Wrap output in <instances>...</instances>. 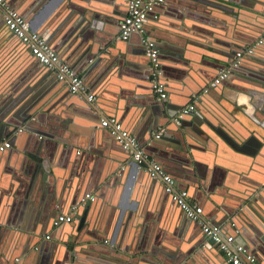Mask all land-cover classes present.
I'll list each match as a JSON object with an SVG mask.
<instances>
[{
    "label": "water",
    "instance_id": "obj_1",
    "mask_svg": "<svg viewBox=\"0 0 264 264\" xmlns=\"http://www.w3.org/2000/svg\"><path fill=\"white\" fill-rule=\"evenodd\" d=\"M5 1L9 9L17 10V6L13 0ZM35 1L36 0H32L33 5H35ZM113 1L115 2L112 3ZM126 1L127 0H110L109 4L98 3V1L93 0H86L81 3L77 2L78 7L74 8L77 13L74 12L76 13V18L81 21V26L83 27L81 32L89 29L90 26L93 25L92 23H96V20L100 18L111 24L114 23L117 28V32L112 34V36L97 37V39H95L97 42L95 43L94 41L92 46L78 57H70L59 51L57 49V44L48 37L49 33L46 30H41L42 33H38L47 43L52 44V47L56 48L59 52V57L61 56L63 61L70 63V66L77 74L84 72L82 78L86 83L91 82V86L96 92L95 100L93 102H88L86 95L71 94L68 91V86L58 81L61 86L57 90L58 92L55 94L56 100H54L56 102H63L65 105L69 106L70 111L79 114L78 117L76 115L73 125L75 120L79 119L84 121L85 127L74 130L75 133L73 134L71 131L65 132V137H62L63 134L58 133L62 130L63 125H60L55 130L44 127L45 123L42 120V114L46 110V104L52 102V99L46 97V95L40 97L35 104H32L35 101V96L30 98L26 96L23 98V94L26 91H22L21 94L18 95L14 93L8 99L0 101V142L3 138L9 137L11 143L10 149L13 148L14 151L13 158L9 159L7 164L2 168L5 174L2 175V171L0 172V195L2 196V206L5 211L0 215L6 218H0V237L6 236V233L11 234L13 228L18 230L15 225L9 224V222L13 223L12 218L14 212L12 211L16 203L23 201V204L27 205L29 201L33 202L39 197L44 199L47 204L52 203V205L47 206L49 209L45 208L49 212V215H51V221L48 225H45L41 231L31 232L30 234L23 233L22 236L21 233H17L12 234L11 237L6 239L1 238L0 264H18L20 258L24 261L27 257L36 255L39 251L41 252L42 249H44L42 245L45 243H51L53 245L52 249L49 250L52 252H49V254L43 258L45 264H80L77 256L79 254L78 252L85 249L83 247L84 244H89L88 246L98 249V244H96V242L102 241L103 239L93 237V234L90 238L95 243H89L88 241L90 239L83 240L79 234L75 238H70L68 243L64 241L60 242V239L57 238L55 234L49 236V240L52 238V242L44 241L43 244L40 240L41 236L51 230L53 227L52 223L60 212L67 211L71 206L79 204L80 200L84 197V191L74 187L68 189L66 186H62L63 184L60 183V180L57 181L58 183L56 184L55 179H57V176H60L63 169L67 167L69 171L71 167H73V169L77 168L76 166L82 167L85 159H90V162H95L97 165H100L101 168L104 167L106 170L102 175L106 176V178H110L112 181H117L119 176L125 175L126 171L129 169L128 164L122 165V163H124L123 158L126 157L129 163L137 169V179L140 180V184H144L145 181L153 182L154 184L159 183L161 192L175 207V204L170 199V195L164 191L162 181L151 178L149 171L136 168L137 166L135 162L131 160L128 151L123 150L108 129L100 128V121L107 117L120 118L122 128L135 136L141 145L146 146L145 152L150 157H153V161L156 160L155 158H158L157 160H159L173 175L175 180L173 185L174 192L186 190L189 197H191L189 193L190 188L192 182L197 178L194 173L197 171L200 182L203 179L202 173H199L198 170L199 166L196 162L195 149H198V144L206 146L209 144V142L206 143L205 141L206 137L204 132L201 131V133H197L194 130L195 126L198 128L203 124V120L201 119L202 115H204L202 112L203 107H205L206 102H208L211 96L215 94V91H220L222 87L230 86V83H233V79L237 78L239 74L243 73V75L241 74L242 76L245 75V77L251 79L246 72L240 71V69H242L243 63L255 56L256 52L252 57H243L240 64L229 71L227 78L222 81L217 88L211 89L206 94H202V90L206 84H208L220 70L226 69L227 64L233 61L235 52L240 47L244 48L245 44L242 42H232L233 46H217L216 40L203 36L198 31L190 29L186 18H188V13L194 8L192 4L198 3L208 6L210 8L209 11H212V13L222 11L225 17H227L226 14L231 13L232 15L228 16L235 17L236 19H233L234 22H236L238 14L236 15L233 13L236 12L233 10L235 7L231 9L230 6L223 4V0H175L177 1L176 6L172 3L174 0H165L164 4L156 10L157 19H153L150 14L144 22V25L146 23L155 24L158 33L149 34L144 27L142 30V35L155 42L159 52V59L162 63V80L166 87L167 99L165 101L157 100L150 89L149 60L145 56L143 45H129L127 41L119 42L115 39L119 33V24L126 15ZM168 1L174 5V8L169 7ZM247 1H249V3L246 2L244 5L241 0L239 5L258 10L260 9V6H257L258 2H264V0ZM236 4L238 5L237 2ZM41 5L42 3L40 2L36 7L39 8ZM29 7L30 4L23 8L19 7V9L23 10L21 11L23 12L22 15L30 14V12H28L30 10ZM164 11L166 12L164 13ZM85 12L87 15L90 14L91 16L89 22L84 18ZM5 13V10H0V24H3V28L5 26L3 22V15ZM23 16L25 17V15ZM26 20L28 21L27 18ZM215 20L216 24L214 23L212 28L213 33L219 30L220 24L218 22L223 23V19L218 18L217 20V18H215ZM263 30L264 27L261 25V29H257L254 32L256 34L262 33L264 36ZM255 33L246 30L245 35L238 34V32L236 34H238L244 42L245 39L248 40ZM136 36L140 38V35ZM102 39H106V41L102 42ZM17 42L24 50L27 49L25 46H22L19 41ZM86 47H89V45L87 44ZM217 54H221L223 59H218ZM169 58H172L171 62L173 63H166L164 61ZM129 59L139 60L141 63H144L149 69V73L135 76L132 80L125 79L126 81L122 86L116 85L118 84L117 80H121L123 68L127 66ZM34 61L38 63L35 59ZM165 64L168 65V67H166ZM42 67L51 77L50 79L47 78L46 81L50 83L52 81H57L55 70L44 66ZM261 67L262 65H260L259 68ZM172 68L173 71L171 73ZM121 70L122 72L120 73ZM40 80V82H43L44 77L40 78ZM187 85L190 86V89ZM245 85L247 88L253 87L250 83ZM179 87L182 88V91L177 94L175 89ZM243 88L237 89L245 90ZM107 91H113L115 95L109 96ZM260 92V101L255 102L254 106L258 108H262L263 106L262 112H264V89H260ZM192 95H198L197 100L194 101L195 112L192 115L184 116L179 120V123H177L175 120L177 111L181 110L192 101ZM129 117L130 120L131 118H135L136 120L135 123H131L134 124L133 131H130L132 125H129ZM258 126L264 131L263 124L258 123ZM19 128H22V132H17ZM158 130H162V134L156 139L153 137V133H157ZM19 135H26L27 138L23 142H20L18 139ZM211 138L223 146L222 141H220V136L218 137L220 140L212 134ZM262 139H264V136H261V140ZM263 142L264 141H261L259 143L255 141L257 152H261L264 147ZM245 147L250 148V145L245 144ZM8 151L9 149L5 151L4 154ZM1 154L3 155V153ZM183 157L186 159H183ZM57 158L61 159L58 160ZM219 159L221 160L222 157H218L217 155L214 163L215 165L219 164ZM105 160H111L112 163H105ZM90 162H87L84 168L88 167ZM120 162L122 163L120 164ZM207 165L211 167V162ZM193 167H195V170ZM79 174H81L80 169ZM62 176V181L64 183H69V179L63 174ZM191 176H194V179H192ZM64 179H66V181H64ZM52 182L55 184L54 186H52ZM25 183H29V186L24 192ZM180 183L186 185H179ZM105 184L110 185V182L108 181ZM66 189H68V191ZM199 189L206 193V204H209L212 210H218L215 206L216 204L220 206L217 198L221 199L223 205H227L228 200H237L235 196L229 194L223 195L222 188L215 190V193L208 191L203 186V182L200 183ZM106 190L107 189L103 186L93 192L94 195H92V200H87L83 206H78L74 214V220L71 223L62 224L59 227L71 225L68 226L69 232H76L80 217L83 216L85 210L89 206L94 205L95 202L98 201L97 196L106 193ZM65 208L67 210H64ZM176 209L181 212L178 207H176ZM216 216L223 218V208L221 211H217ZM204 218L222 228L221 223L215 222L214 219H211L205 214ZM190 222L199 229L194 222ZM225 223H227L231 230H238L239 234L240 231L234 216L226 215ZM198 231L200 232V229ZM238 234H236V236ZM201 235L202 241H192L193 253L190 254L188 259L189 263L194 259L200 260L196 251H204V249L211 247V243L204 238L202 233ZM237 244L248 249L242 243ZM260 244L264 248V237ZM105 248L107 249V247ZM184 251V248L177 251V257L175 258L168 255L166 259H169L170 262L165 264H183L182 258H185ZM150 253H155V251ZM254 257L261 263L259 257L256 255ZM147 258V263L157 264L154 259L151 258L150 260L149 257ZM226 264L228 263L226 262Z\"/></svg>",
    "mask_w": 264,
    "mask_h": 264
},
{
    "label": "crops",
    "instance_id": "obj_2",
    "mask_svg": "<svg viewBox=\"0 0 264 264\" xmlns=\"http://www.w3.org/2000/svg\"><path fill=\"white\" fill-rule=\"evenodd\" d=\"M82 1L85 2L86 0H36L35 5H33L34 1L32 2V0H13L17 6V10H13L22 14L23 12L21 11L23 10L19 9V7L23 8L30 4V10L28 11L30 14H23L28 19L29 30L37 34L46 30L49 33L48 37L55 41L59 51L70 57H78L81 53L87 51L94 41L95 43L97 42L95 40L97 37H109L117 32L114 23L111 24L102 20V18L98 19L99 21L96 20V23H92L93 25L89 29L81 32L83 27L81 26V21L75 16L77 12L74 8L78 7L77 2L81 3ZM93 1L104 4L110 3V0ZM240 1L223 0V4L230 6L231 9L235 7L233 10L236 12L233 13L238 14V21L236 20V22L233 20L236 19L235 17L228 16L232 15L231 13L226 14L227 17H225L222 11L212 13V11H209L210 8L208 6L198 3L192 4L194 8L188 13L189 16L186 18L188 27L198 31L203 36L216 40L217 46H233V43L242 42L245 44V48L256 39L264 38L262 33L256 34L254 32L257 29H261V25L264 27V2L257 1V6H260V9L257 10L239 5ZM40 2L42 5L39 8L36 7ZM246 2L249 3L247 0H242L244 5ZM172 3L176 6L177 1L174 0ZM172 3L168 1L169 7L174 8ZM84 14L85 20L89 22L91 19L90 14L87 15L86 12ZM215 18L217 20L218 18L223 19V23L218 22L220 24L219 30L213 33L212 28L214 23L216 24ZM2 25L0 24V101L8 99L14 93L18 95L22 91H26L23 94V98L35 96V101L32 103L35 104L40 97L46 95V97L52 99V102L46 104V110L42 114V120L45 123L44 127L55 130L60 125H63L62 130L58 132L63 134L62 137H65V132L71 131L73 134L75 133L74 130L85 127L84 121L79 119L75 120L73 125L76 115L78 117L79 114L70 111L69 106L63 102L55 101V94L61 86L58 81H52L51 83L46 81L47 78H51L50 74L39 63L34 61L27 49L24 50L18 45L16 38ZM144 28L149 34L158 33L155 24L146 23ZM246 30L255 34L243 42L238 34L245 35ZM237 32L238 34H236ZM118 36L119 33L115 39L120 42L121 40H119ZM104 41L106 39H102V42ZM139 42V36L133 35L127 41V44L139 46L141 44ZM48 44L59 54L56 48L52 47V44ZM87 44L89 47H86ZM242 48L240 47L238 50ZM217 56L218 59H223L221 54H217ZM60 58L62 57L60 56ZM171 60L172 58H169L164 61L173 63ZM68 64L71 65L70 63ZM260 65H262L261 68H259ZM123 69L121 80H117L118 84L116 85L122 86L126 81L125 79L132 80L135 76L149 73L146 65L139 60L129 59L127 66H124ZM172 71L173 68L171 73ZM240 71L246 72L251 79L245 77V75L242 76L243 73H241L242 75L239 74L237 78L233 79V83L229 84L230 86L222 87L220 91H215V94L211 96L205 107H203L202 112L204 115L201 117L203 124L198 128L197 126L194 128L197 133L204 132L205 141L206 143L209 142L207 146L198 144V149H195L196 162L199 166L198 170L203 175L201 180L203 186L212 193L222 188L223 195L235 196L237 200H228V204L223 205L221 199L217 198L220 206L216 203L214 204H216L215 206L219 211L223 208V218L217 217L216 213L218 210H212L209 204H206L207 195L199 189L201 182L197 171L194 173L197 178L192 182L189 193L190 198L203 208L206 216L214 219L219 224L221 223L224 233L235 234L236 242L244 244L250 252L248 249L247 251L254 254L253 256L259 257L260 262L264 264V248L260 244L264 237V147L261 152H257L255 148V141L259 143L264 141V139L261 140V136H264V131L258 126V123L264 125V112H262L263 106L262 108L254 106L255 102L260 101V89H264V44L256 51L252 59L243 63ZM83 73L81 72L78 75L82 77ZM42 77H44V80L40 82ZM87 83L85 82V85L89 94L96 95L91 82ZM247 83L252 84L253 87L247 88L245 85ZM187 87L190 89L189 85ZM175 90L178 94L182 91V88L179 87ZM107 93L109 96L115 95L113 91H107ZM192 97H198V95H192ZM117 119L122 125L120 118L117 117ZM129 121V125H132L130 131H133L134 124L131 123H135L136 120L135 118L130 120L129 117ZM211 134L217 139L220 136L221 140H219L222 141L223 146L214 141L211 138ZM26 138V135L18 136L20 142H23ZM5 139L9 140L10 138L7 137ZM245 144H249L250 148L245 147ZM145 147L143 146L144 150ZM13 152V148H11L5 154H1L0 172L2 171V175L5 174L2 168L9 159L13 158ZM217 155L222 157V159H219V164L215 165ZM152 158L150 157L151 160ZM57 159L60 160L61 158ZM155 159L156 162L162 165L157 160L158 158ZM183 159L186 158L183 157ZM123 160L124 163L120 162V164H128L129 169L125 175L119 176L117 181H112L102 175L106 169L104 167L101 168L95 162H90V159H85L82 167L76 166L78 172L77 168L73 169V167H71L70 171L68 167L63 169L62 174L69 179V183L62 181L63 176L61 174L55 179L56 184L60 180V183L63 184L62 186H66L68 189L74 187L84 191L85 194L91 195H94L93 192L103 186L107 190L101 196L98 195V201L85 210L77 223L76 232H69L68 226L71 225H63V227L59 228L52 227L51 230L41 236L40 240L43 244L44 241L52 242V238L46 240L45 236L54 234L57 235L60 242L64 241L67 243L70 238H75L78 234L83 240L90 239L89 243H95L90 238L92 234L94 235L93 237L103 239L96 242L99 250L88 246L89 244H84L83 247L85 249L78 252L77 256L80 264H150L146 262L148 260L147 257L150 260L151 258L154 259L157 264H165L170 262L169 259H166L167 256L177 257V251L181 248L185 249V258H182L183 264H226V259L212 244L211 247L204 249V251H196L200 260L194 259L189 263L190 254L193 253L192 241H202L199 229L188 221L189 219L179 212L176 206L174 207L166 199L159 188V183L154 184L153 182L145 181L144 184H140V180L137 179V169L129 163L126 157ZM87 162H90V165L84 168ZM209 162H211V167L207 165ZM105 163L111 164L112 161L105 160ZM163 168L169 175L173 176L166 167L163 166ZM193 168L195 170V167ZM79 169L81 174H79ZM191 178L194 179V176H191ZM108 181L110 185L105 184ZM54 185L52 182V186ZM179 185L183 184L180 183ZM28 186L29 183H25L24 192ZM68 189L66 190L68 191ZM50 205L52 203L47 204L40 197L33 202L29 201L27 205L23 204V201L16 203L12 211L14 212L12 222L15 224L10 222L9 224L15 225L18 230L13 228L11 234L6 233V236L0 237V240L1 238H9L12 234L21 233L22 236L23 233L30 234L31 232L41 231L51 221V215L45 209H49L47 206ZM64 210L67 209L65 208ZM67 211L60 213H66ZM4 212L2 196L0 195V214ZM226 215L234 216L240 231L239 234L238 230H231L225 223ZM0 218L6 219L2 215H0ZM236 234L238 235L236 236ZM42 246L44 249L41 252L39 251L36 255L27 257L24 261L20 258L18 264H45L43 258L49 252H52L49 250L52 249L53 245L45 243ZM152 251H155V253H150ZM261 263L256 260V264Z\"/></svg>",
    "mask_w": 264,
    "mask_h": 264
},
{
    "label": "built area",
    "instance_id": "obj_3",
    "mask_svg": "<svg viewBox=\"0 0 264 264\" xmlns=\"http://www.w3.org/2000/svg\"><path fill=\"white\" fill-rule=\"evenodd\" d=\"M165 0H127L126 15L119 24V40L128 41L133 35H140V43L143 45L146 58L149 60V82L150 89L159 101L167 99L165 84L162 80L163 71L159 60L158 48L153 40L142 35L144 22L151 14L153 19H157L156 10L164 4ZM5 0H0V10H5L3 22L6 29L25 46L30 55L44 67L55 70L56 79L68 86L71 94L86 95L88 102L95 100V95L89 94L84 80L79 76L72 67L63 61L54 49L39 34L29 30V23L26 18L18 11L9 9ZM264 44V38L256 39L249 46L237 50L234 54L233 61L228 63L226 69L218 72L216 77L208 83L202 90V94L208 93L211 89H215L224 81L231 69L236 68L243 57L252 56ZM197 97H193L192 101L177 111L175 120H179L184 116L192 115L195 112L194 101ZM100 128L108 129L114 136L115 140L121 145L123 150L128 151L132 161L135 162L138 169L149 171V175L153 179H159L164 185V191L170 195L171 201L178 207L183 215L190 221L194 222L200 229L205 239L216 247L223 255L228 264H256V258L247 251L242 245L236 243L235 234L224 233L222 228L217 224H213L210 220L204 218L203 208L194 202L186 190L174 192L173 185L175 180L169 175L161 164L150 159L145 152L143 145L138 139L122 128L121 123L115 117H107L100 121ZM17 132H22L19 128ZM162 134V130L153 133V137L158 139ZM9 140L0 142V154L10 149ZM87 200H92L91 194H85L79 204L71 206L66 213H60L53 221L54 228L62 224L71 223L74 220L78 206H83ZM49 240V235L45 236Z\"/></svg>",
    "mask_w": 264,
    "mask_h": 264
},
{
    "label": "rangeland",
    "instance_id": "obj_4",
    "mask_svg": "<svg viewBox=\"0 0 264 264\" xmlns=\"http://www.w3.org/2000/svg\"><path fill=\"white\" fill-rule=\"evenodd\" d=\"M260 48H261V47H260ZM260 48H259V49H260ZM259 49H258V50H259ZM258 50H257V51H258Z\"/></svg>",
    "mask_w": 264,
    "mask_h": 264
}]
</instances>
